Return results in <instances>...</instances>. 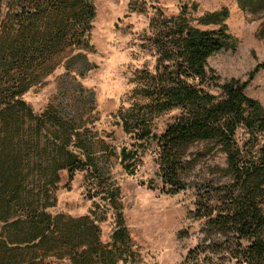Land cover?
<instances>
[{
	"label": "trees",
	"instance_id": "16d2710c",
	"mask_svg": "<svg viewBox=\"0 0 264 264\" xmlns=\"http://www.w3.org/2000/svg\"><path fill=\"white\" fill-rule=\"evenodd\" d=\"M147 1L131 0L133 9L144 10ZM94 17L92 0H0V264H133L119 189L108 182L87 130L54 104L35 112L24 99L62 61L79 75L93 67L86 52L93 50ZM149 30L155 61L135 75L144 101L120 112L135 142L121 147L119 163L133 173L139 149L154 140L160 191L193 189L203 236L180 264H264V108L244 92L247 80L224 81L219 95L207 88L216 78L208 58L234 47L232 38L224 28H196L159 10ZM261 68L264 60L249 78ZM173 109L179 114L155 133L154 118ZM214 150L225 154L219 176L189 182L199 157ZM63 170L69 178L86 171L98 187L94 195L103 193L116 210L108 242L95 210L78 217L49 211Z\"/></svg>",
	"mask_w": 264,
	"mask_h": 264
},
{
	"label": "rangeland",
	"instance_id": "374dc122",
	"mask_svg": "<svg viewBox=\"0 0 264 264\" xmlns=\"http://www.w3.org/2000/svg\"><path fill=\"white\" fill-rule=\"evenodd\" d=\"M92 2L93 50L86 52V57L93 67L79 75L62 61L40 84L30 88L24 99L35 112L54 104L73 114L87 130L108 182L119 189L117 199L132 241L133 264H180L203 236L201 221L194 215L193 189L188 187L175 194L160 191L154 140L139 149L140 164L133 173L126 172L119 163L121 147L130 148L135 142L124 132L120 112L126 114L133 102L144 101L135 92V75L141 68H151L155 61L147 48L149 20L159 10L167 17L183 16L196 28H224L234 47L221 49L208 58V67L216 78L207 88L219 95V84L224 81L247 80L244 92L264 108V68L249 78L253 68L264 60V0H148L141 7L144 10L138 9L140 4L133 9L131 0ZM178 114V109H173L154 118L153 131L162 133ZM197 148L203 149L202 145L194 150ZM225 165L221 151L206 153L199 157L188 181L217 178ZM97 190L86 171H77L69 178L63 170L57 203L49 211L78 217L95 210L92 216L101 240L108 242L116 210L108 200L101 199L103 193L94 195Z\"/></svg>",
	"mask_w": 264,
	"mask_h": 264
}]
</instances>
